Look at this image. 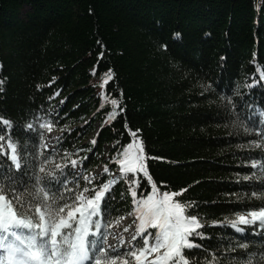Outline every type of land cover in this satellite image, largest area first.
<instances>
[{"label": "trees", "instance_id": "16d2710c", "mask_svg": "<svg viewBox=\"0 0 264 264\" xmlns=\"http://www.w3.org/2000/svg\"><path fill=\"white\" fill-rule=\"evenodd\" d=\"M44 120L60 132L55 150ZM134 140L160 193L186 189L175 199L201 225L189 264H264V236L232 229L264 208V0H0V187L32 215L40 188L62 204L115 180L100 204L112 222L137 210L135 177L137 199L152 192L121 172ZM158 232L138 237L151 245Z\"/></svg>", "mask_w": 264, "mask_h": 264}, {"label": "snow or ice", "instance_id": "6c2138e0", "mask_svg": "<svg viewBox=\"0 0 264 264\" xmlns=\"http://www.w3.org/2000/svg\"><path fill=\"white\" fill-rule=\"evenodd\" d=\"M106 75L104 84L113 79L110 70ZM119 103L118 100H111L114 108L118 107ZM116 115L118 113L114 111L110 114V119H114ZM44 127L50 128V125L46 124ZM132 135L135 137L136 133ZM15 151L13 147L11 160L16 168H20ZM121 157L118 163L121 165L122 173H142L151 182L152 194L143 199H136L135 179L132 181L134 187L131 189L133 202L138 206L137 212L140 214L138 234H143L146 226L159 229L151 245L145 236L144 245L140 249L120 257L110 256L108 249L103 247L104 241L97 244L96 240L88 239L90 227L94 223L91 218L99 214L100 204L115 180L92 190L90 195H87L89 189L85 187L72 198L71 203L62 204H57L54 195L50 196L47 191L40 188L38 190L40 202L30 206L32 215L24 209L19 196H10L0 187V264H84L85 261H91L92 264H131L127 257H131L136 264H144L148 255L160 249H164V252L156 261H164L165 264L168 261H171V264H189L183 255V249L196 246L188 237L194 233L199 234L196 230L201 225L197 217L185 215L186 206L175 199L186 189L180 192H159L147 171L148 157L143 154L142 141L134 140L130 143L121 153ZM71 163L75 165L76 161L73 160ZM40 171L44 169L41 168ZM250 215L252 220L244 216L238 219L245 224L253 223L255 220L264 221V208ZM232 226L236 227L235 221L232 222ZM95 229L92 235L99 234L98 222L95 223ZM151 264L156 262L153 261Z\"/></svg>", "mask_w": 264, "mask_h": 264}, {"label": "rangeland", "instance_id": "374dc122", "mask_svg": "<svg viewBox=\"0 0 264 264\" xmlns=\"http://www.w3.org/2000/svg\"><path fill=\"white\" fill-rule=\"evenodd\" d=\"M5 122H7V123H10L9 121H7V120H3V123L4 124H7V123H5ZM10 124H7V126H9ZM133 151H135L134 149H133ZM3 152H5V154L8 156V157H10V154H11V149H10V142H6L5 143V145H4V151ZM74 168H76V167H74ZM134 177H135V174H134ZM135 180H136V182H137V177H135ZM137 185V184H136ZM135 185V186H136ZM151 194H152V192H151ZM150 194V195H151ZM137 199V198H136ZM256 212H258V211H256ZM140 215V214H139ZM241 216H244L245 217V215H243V214H241L240 215V217ZM250 217H248V219H249ZM253 218L251 217L249 220H252ZM126 224H128V226H129V230H127L126 232H123L122 230H121V226H122V228L126 225ZM240 224L242 225V224H245V223H242V222H240ZM241 225H239V226H236V227H234L235 229H238L239 231H242L243 229H242V227L243 226H241ZM245 225H248V226H250L252 229H254V231L255 232H260V230L261 231H264V221H260V220H255L253 223H248V224H245ZM120 226V223L118 222L117 224H115L114 225V230H115V236L116 237H119L120 235H122L123 236V240L125 239V241L127 240V242L126 243H123L122 242V245L124 246V245H126L127 244V246H129L130 244H131V241H132V239H130V238H133V236H134V234H135V229H134V225L132 224V223H129V221H127V220H125L124 221V223H121V226ZM139 228H140V225H139ZM139 228H138V230H139ZM149 229V227H147L146 226V230H148ZM90 231H92L91 229H90ZM150 233H148L146 236H147V238H148V241H149V235ZM144 239H145V237L144 238H142V242H144ZM161 252H163V249L160 251V252H158L157 253V255L159 254V253H161ZM153 260V261H155L156 263H158V261H156V257L155 256H152L151 258H148L147 259V262H150V260ZM145 262V261H144Z\"/></svg>", "mask_w": 264, "mask_h": 264}, {"label": "bare ground", "instance_id": "6f19581e", "mask_svg": "<svg viewBox=\"0 0 264 264\" xmlns=\"http://www.w3.org/2000/svg\"><path fill=\"white\" fill-rule=\"evenodd\" d=\"M12 148H13V147L10 145V149H11V155H13ZM260 221H261V220H260Z\"/></svg>", "mask_w": 264, "mask_h": 264}]
</instances>
